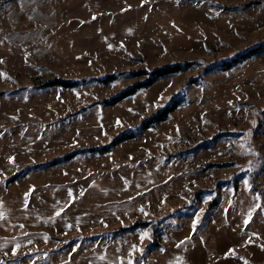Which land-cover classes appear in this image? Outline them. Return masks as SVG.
<instances>
[{"label":"rangeland","instance_id":"rangeland-1","mask_svg":"<svg viewBox=\"0 0 264 264\" xmlns=\"http://www.w3.org/2000/svg\"><path fill=\"white\" fill-rule=\"evenodd\" d=\"M261 42L264 0H0V264H264V51L220 66Z\"/></svg>","mask_w":264,"mask_h":264},{"label":"trees","instance_id":"trees-1","mask_svg":"<svg viewBox=\"0 0 264 264\" xmlns=\"http://www.w3.org/2000/svg\"><path fill=\"white\" fill-rule=\"evenodd\" d=\"M264 51V43L261 42L259 44L252 45L251 47L245 49L244 51H241L237 53L234 57L228 60H224L220 63V66L224 69L232 68L233 66L237 65L238 63L246 60L247 58L251 57L252 55L258 54L260 52ZM191 62H175L171 64H166L162 66H158L153 69H146L141 68L138 70L132 71V74L135 76L143 77L142 80H139L135 83H133L130 86L125 87L124 89L120 90L115 95L105 98L102 100L103 103H106L108 105H113L118 103L119 101L123 100L126 97H129L130 95L135 94L137 91L148 88L151 85H153L159 78L164 77L166 75L174 74L177 72H180L183 70L187 65H190ZM117 74L110 73L107 75H97V76H91V75H84L81 77H72V78H63V77H53L46 81H44V86H53V85H60L63 87H74L82 82H85L89 79H98L103 82H109L116 78ZM182 102V96H176L173 98L168 104H166L163 108L159 109L157 112L149 115L144 120H142L140 123L136 124L130 129L122 131L120 134L114 136L110 142L106 143L105 145L101 146H78L71 150L70 152H67L65 154H62L54 159L44 161V162H38L36 164H33L31 166L34 167H41V166H51L55 165L57 163H60L65 160H69L72 157H74L79 152H101L104 153L106 151H109L112 147L119 144L120 142L132 139L136 136H138L140 133H142L145 129L151 127L154 123L160 122L165 120L172 111L175 110V108L180 105ZM21 171H17L14 174H12L8 179L9 181H12L19 177L21 175ZM137 224V223H136ZM135 227V225H129L123 227V229H130Z\"/></svg>","mask_w":264,"mask_h":264}]
</instances>
